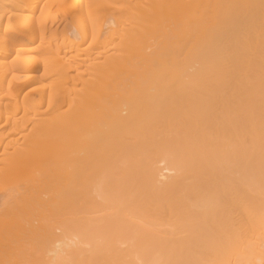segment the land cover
Masks as SVG:
<instances>
[{"label": "bare ground", "instance_id": "6f19581e", "mask_svg": "<svg viewBox=\"0 0 264 264\" xmlns=\"http://www.w3.org/2000/svg\"><path fill=\"white\" fill-rule=\"evenodd\" d=\"M0 264H264V0H0Z\"/></svg>", "mask_w": 264, "mask_h": 264}]
</instances>
